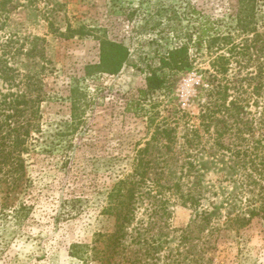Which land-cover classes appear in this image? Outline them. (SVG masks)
<instances>
[{
  "label": "rangeland",
  "instance_id": "1",
  "mask_svg": "<svg viewBox=\"0 0 264 264\" xmlns=\"http://www.w3.org/2000/svg\"><path fill=\"white\" fill-rule=\"evenodd\" d=\"M255 1L254 21L260 36L255 44L250 42L252 34L235 36L240 50L231 57L227 76L236 88L244 87L249 93L262 85L260 95L249 99L248 109L258 120L253 128L259 137L264 133V0ZM11 2L17 8L0 14V57L20 75L40 79L44 100L40 133L33 134L23 157L24 183L9 192L0 184V264H81L69 256L71 245L90 244L96 233L112 230L113 220L101 212L107 193L132 172L137 144L144 147L149 138L145 119L127 110L126 98L144 87L147 64L156 67V57L169 47L188 46L191 69L178 74L168 91L150 97L157 103L156 123L167 121L177 127L172 151L167 152L162 142L149 149L151 158L172 155L165 169L172 183L178 176L175 165L183 156L178 137L187 125H198L205 101L200 87H206L207 71L211 72L212 54L205 48L197 50L196 45L215 34L234 33L229 4L235 0ZM67 25L84 27L91 35L66 40L60 33ZM99 37L123 44L132 56L115 76L82 80L85 66L98 61ZM250 77L257 79L243 80ZM73 78H80L86 101L93 102L82 115L90 130L84 133L79 128L61 138L71 121L68 96ZM203 141L204 149L195 158L201 176L194 183L204 195L202 207L195 212L167 195L163 198L168 201L167 214L158 209L148 218L151 199L138 203L125 240L127 250L116 258L118 264L128 260L134 264H264V220L241 229L228 221L247 205L245 198L226 201L230 196L240 198L242 182L246 184L244 169L237 168L228 154L218 156L222 151L213 147L212 138L205 136ZM202 209L214 218L206 230L201 219L194 220ZM132 227L140 228L138 243L131 241L136 234Z\"/></svg>",
  "mask_w": 264,
  "mask_h": 264
},
{
  "label": "trees",
  "instance_id": "2",
  "mask_svg": "<svg viewBox=\"0 0 264 264\" xmlns=\"http://www.w3.org/2000/svg\"><path fill=\"white\" fill-rule=\"evenodd\" d=\"M229 6V16L235 24L234 33L215 34L207 37L205 41L199 40L196 45L197 50L205 48L212 54L213 58L209 63L211 72L207 71L209 76L205 82L206 87H200L205 101L199 109L198 125H187L183 135L178 137L181 139L183 156L180 163L178 161L175 165L178 176L172 183L168 181L170 177L167 178L170 175L166 176L165 172L168 159L173 160L172 155L151 158L149 149L151 144L162 142L167 152L172 151V146L176 143L177 127H171L167 121L156 123L157 103H153L150 97L158 92L168 91L178 74L191 69L188 46L183 44L169 47L156 57V67L147 64L144 87L126 98L127 110L145 119L149 138L144 147L140 148L137 144L132 172L116 181L107 193L106 206L101 212L113 220L112 230L108 233H96L90 244L71 245L69 256L79 260L81 264H118L116 258L127 250L125 240L136 218L137 204L146 199H151L146 212L148 218L157 214L158 209L164 215L167 214L168 201L163 199L167 195L179 201L181 206L195 212L202 207L204 195L200 186L195 185L201 176L195 158L197 151L204 149L205 136L208 140L212 138L213 147L219 152L222 151L218 156L224 157V153L228 154V159L245 172L243 180L246 184L242 182L244 186L240 198L230 196L226 201L234 202L237 198V201H241V198H245L247 205L233 219L229 217L228 221L236 223L237 228L241 229L248 227L254 220H264V133L257 137L253 124L258 120L248 111L249 99L251 96L260 95L262 85L255 86L253 92L249 93L244 87L236 88V84L227 76L231 57L240 50L235 43V36L252 34L253 39L250 42L254 44L260 36L256 32L254 21L256 1L235 0V4ZM16 8L17 4H13L11 0H0V14H9ZM89 35L91 32L84 27L73 29L70 25H67L64 33H60V37L66 40ZM97 40L98 61L85 66L82 80L99 75L115 76L127 66L132 56L129 48L121 43L104 37ZM260 76L261 73L258 78ZM256 79L250 77L243 80L250 83ZM79 82L80 78H73L68 96L71 121L65 124L66 131L61 133V138L74 134L79 128L84 133L90 130V126L83 122L82 115L93 102L86 101ZM43 100L40 79L30 74L20 75L0 57V184L8 192L16 190L24 183L26 167L23 157L28 153L33 134L40 133L39 119ZM81 109L83 111L80 113ZM226 138L230 140L228 143H225ZM249 171L257 177L254 178ZM212 203L215 205L214 201ZM20 209L24 210L26 207ZM209 215L207 209L195 214L194 220L201 219L204 222L203 230L212 225L214 218ZM134 229L136 234L135 238L131 237V241L138 243L140 228ZM127 262L134 264L130 260Z\"/></svg>",
  "mask_w": 264,
  "mask_h": 264
}]
</instances>
